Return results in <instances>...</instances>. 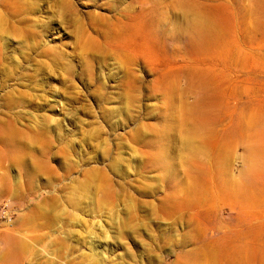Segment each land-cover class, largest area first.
I'll return each instance as SVG.
<instances>
[{
	"label": "rangeland",
	"instance_id": "rangeland-1",
	"mask_svg": "<svg viewBox=\"0 0 264 264\" xmlns=\"http://www.w3.org/2000/svg\"><path fill=\"white\" fill-rule=\"evenodd\" d=\"M0 264H264V0H0Z\"/></svg>",
	"mask_w": 264,
	"mask_h": 264
},
{
	"label": "bare ground",
	"instance_id": "bare-ground-1",
	"mask_svg": "<svg viewBox=\"0 0 264 264\" xmlns=\"http://www.w3.org/2000/svg\"><path fill=\"white\" fill-rule=\"evenodd\" d=\"M201 17H195L194 20H192L193 21L192 26L195 29V30H193V32L197 31V33H198V36H197L198 40H199L198 42L200 44H202V43H209V44L214 43V45H215V43H216V45H218L219 40L223 38L222 37V31H220L221 28L219 30L220 32H217L219 29L218 27H220V26L216 27V22L214 23V21H213L214 19H212L213 16H210L211 18L208 16H205L202 18ZM195 35H197V34H195ZM199 149H201V148H199Z\"/></svg>",
	"mask_w": 264,
	"mask_h": 264
}]
</instances>
